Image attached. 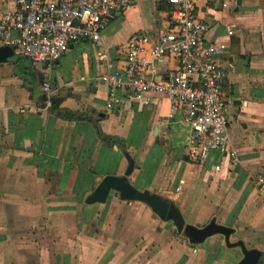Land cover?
Wrapping results in <instances>:
<instances>
[{"label": "crops", "instance_id": "0c3cea01", "mask_svg": "<svg viewBox=\"0 0 264 264\" xmlns=\"http://www.w3.org/2000/svg\"><path fill=\"white\" fill-rule=\"evenodd\" d=\"M14 6L0 0V17ZM174 7L129 0L101 45L77 41L51 67L17 51L0 61V264H239L243 250L223 234L193 242L173 220L117 190L87 201L106 175L125 173L127 151L136 186L174 201L187 222L216 217L234 227V237L263 251L264 264V0H202L197 8L207 38L226 43L234 63L227 90L236 164L222 150L190 160L191 126L181 111L170 114L165 93L129 97L121 88L122 100L113 101L99 51L125 65L129 39L144 34L150 46L170 27ZM156 65L166 76L177 59Z\"/></svg>", "mask_w": 264, "mask_h": 264}, {"label": "built area", "instance_id": "2783aa9c", "mask_svg": "<svg viewBox=\"0 0 264 264\" xmlns=\"http://www.w3.org/2000/svg\"><path fill=\"white\" fill-rule=\"evenodd\" d=\"M15 4L0 17V39L32 60L51 67L80 40L101 45V33L110 21L122 15L129 0H6ZM175 4L170 27L149 46L147 35L131 37L126 45V64L115 66L106 52L99 51L109 69L113 101L148 91L165 93L170 114L181 111L191 126L186 154L192 161H206L213 150H222L239 160L230 146L228 76L234 63L224 53L227 44L207 38L209 24L197 8L202 0H169ZM211 2L213 0H203ZM230 0H223L228 6ZM164 56L177 59V66L161 75L156 62ZM50 93V82L44 84Z\"/></svg>", "mask_w": 264, "mask_h": 264}, {"label": "water", "instance_id": "95a60500", "mask_svg": "<svg viewBox=\"0 0 264 264\" xmlns=\"http://www.w3.org/2000/svg\"><path fill=\"white\" fill-rule=\"evenodd\" d=\"M240 2V0H239ZM15 48L7 43L0 45V61L9 60L17 56ZM47 93L44 94V99H48ZM50 99H52L50 97ZM54 102L55 99H52ZM129 160V165L124 174H108L94 191L87 197L88 202L106 201L111 190L120 192L124 199H137L149 204L152 209L163 219H170L175 222L178 229L184 232L193 242H203L208 237L214 234H223L229 246H240L243 250L244 256L239 264H260L262 260L263 251L258 247H248L243 239L232 241L231 236L236 229L230 225H226L217 221L213 217L204 226H197L193 223L187 222L178 204L161 195L152 193L136 186L130 179V174L135 165V160L130 152H126Z\"/></svg>", "mask_w": 264, "mask_h": 264}, {"label": "rangeland", "instance_id": "374dc122", "mask_svg": "<svg viewBox=\"0 0 264 264\" xmlns=\"http://www.w3.org/2000/svg\"><path fill=\"white\" fill-rule=\"evenodd\" d=\"M234 238H235V239H234ZM231 239H232V240H238L236 236H235V237L233 236V234H232V236H231ZM241 250H242V248H241Z\"/></svg>", "mask_w": 264, "mask_h": 264}, {"label": "trees", "instance_id": "16d2710c", "mask_svg": "<svg viewBox=\"0 0 264 264\" xmlns=\"http://www.w3.org/2000/svg\"><path fill=\"white\" fill-rule=\"evenodd\" d=\"M55 105H56V104L54 103L53 106L56 107ZM260 264H263V262H261Z\"/></svg>", "mask_w": 264, "mask_h": 264}]
</instances>
